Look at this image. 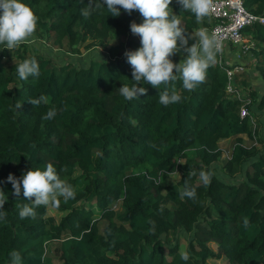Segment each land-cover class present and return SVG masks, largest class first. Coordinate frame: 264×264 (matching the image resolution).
I'll return each mask as SVG.
<instances>
[{
  "label": "trees",
  "instance_id": "trees-1",
  "mask_svg": "<svg viewBox=\"0 0 264 264\" xmlns=\"http://www.w3.org/2000/svg\"><path fill=\"white\" fill-rule=\"evenodd\" d=\"M23 2L37 16L36 27L54 32L56 43L66 40L72 51L90 39L87 47H104L106 57L85 66L55 64L0 45V189L8 197L0 209V264H11L13 250L20 253L21 264H43L52 241H58V259L67 264H206L209 257L221 255L230 264H264V90L249 93L248 107L262 115L261 147L236 143L224 169L242 177L225 180L211 171L220 156L218 141L240 134L252 137L259 125L249 116L240 117L239 100L226 92V68L231 65L219 63L218 53L195 90L183 89L179 80L160 89L145 84L146 94L129 101L117 88L133 83L124 51L140 46L126 44L130 22H142L138 11L129 15L121 9L113 17L103 7L85 18L81 9L88 0ZM243 3L264 15V0ZM169 7L186 35L195 36V28L210 25L206 17L197 21L181 10L176 0ZM243 33L256 42L253 53L264 56V25L254 23ZM110 37L117 44L108 45ZM184 55L170 59L176 63ZM32 58L39 64V77L20 80L16 65ZM260 74L264 81V59ZM173 86L181 101L160 104L158 92ZM41 96L47 102L33 106L28 101ZM50 109L56 116L43 119ZM47 163L75 191V198L65 202L61 197L59 206L52 205L66 213L58 224L47 216V206L36 208L35 218L21 219L18 205L31 202L22 191L14 197L6 179L9 173L19 177ZM202 170L210 173L207 185L200 181ZM174 171L180 173L176 185L162 184V176ZM186 180L196 190L194 200L179 195ZM91 201L99 210L97 218ZM182 232L190 235L187 261L181 259L177 241L172 242Z\"/></svg>",
  "mask_w": 264,
  "mask_h": 264
},
{
  "label": "clouds",
  "instance_id": "clouds-1",
  "mask_svg": "<svg viewBox=\"0 0 264 264\" xmlns=\"http://www.w3.org/2000/svg\"><path fill=\"white\" fill-rule=\"evenodd\" d=\"M181 10L194 14L197 21H202L211 10L212 0H176ZM172 0H88L87 6L81 9V15L87 18L93 10L106 7L108 15L117 17L123 9L129 15L138 11L142 17L141 23L130 22V32L140 39V46L135 50L126 49L124 56L131 66L133 83L131 86L122 83L117 88L119 94L126 100H133L140 95H145V84L160 89L161 85H169L177 80L182 82L183 89L193 91L206 79L207 69L215 63L216 54L220 51L215 34H210L201 28L195 33L186 35V30L181 26L177 14H174L169 5ZM37 16L29 5L23 0H0V45L11 52L21 44L30 43L34 38L37 25ZM189 39L194 43L189 45ZM179 41V43H178ZM186 53L183 58L174 63L170 57L177 53ZM100 55V54H99ZM101 57V56H100ZM102 58V57H101ZM16 72L20 80H27L30 76L38 78L40 67L35 58L24 59L16 65ZM181 95L175 87H167L158 92V102L164 106L179 103ZM33 106H38L42 101L41 96L28 100ZM21 103L16 104L19 109ZM56 110L50 109L43 117L45 120L53 119ZM195 175V172L191 173ZM200 181L207 185L210 183V173L200 171ZM7 182L12 185V194L19 198L21 191L24 198L31 204L18 205L19 217L35 218V209L40 206H59V198L66 202L75 198V191L62 180L51 163L43 169L30 168L16 177L12 173L7 176ZM181 198H196L195 188L189 187L187 180L180 191ZM8 197L0 189V209ZM0 212V218H3ZM11 264H21V255L18 251L9 253ZM181 259L189 260V253L183 251Z\"/></svg>",
  "mask_w": 264,
  "mask_h": 264
},
{
  "label": "rangeland",
  "instance_id": "rangeland-1",
  "mask_svg": "<svg viewBox=\"0 0 264 264\" xmlns=\"http://www.w3.org/2000/svg\"><path fill=\"white\" fill-rule=\"evenodd\" d=\"M200 29L201 28H195L194 35ZM55 37L56 36L54 35V32L45 33V32H43V30L36 27V30L34 33V38L32 39V41L30 43L21 44L18 47H16L15 49H17V48H19L21 50L24 49L26 51L27 55L34 54V53L42 55L46 58L51 59L52 62L55 64L71 62L77 66L88 65V63L91 60L99 59L104 54H106V51H105L104 47H102V46L87 47V44L90 43V39H87L84 42L78 43L77 46H75L71 51L70 48L68 47V45L66 44V40H62L61 44H58L55 42ZM243 37L246 38L245 40H247L248 42H251V41L254 42L253 39L248 37V35L245 36L244 33H243ZM107 44L108 45H115V44H117V40H115V38H113V37H110L108 39ZM251 49H256V46L254 45V47ZM251 49H249L248 51L250 52ZM75 50H77V51H75ZM248 51H246V52H248ZM20 52H22V51H18V53H20ZM246 52L241 51V53L244 55ZM16 55H17V52L14 53V56H16ZM218 57H219V54H218ZM220 57H221V61H225L223 53H221ZM17 59H18L17 57L16 58L14 57V59H12V60L15 61ZM241 76L243 77V81L246 82L247 76L244 75V73ZM243 87H245L244 84H243V86L242 85H240V87L238 86V88L240 89L241 92L242 91L246 92V90L243 89ZM247 91H249V93L253 92L252 87H250ZM250 114L252 116V120L254 122V125H255V121L259 125L256 133H254V135L252 137L247 135V134H240L237 137L233 136L230 138L220 139L218 141V146L220 149V156H219V160L217 161V164L212 166L211 171L216 173L217 176L220 178H223V179L228 180V181H232L235 179L238 180L242 177V175H239V176L237 175V177L236 176L232 177L231 175H228L226 173V170L224 169V164L226 161H228L230 159L232 149L236 143H239L245 147H252V146H255L256 148L261 147V143L258 141V133H259V130L262 129L261 120L259 118L260 116L262 117V115L257 114L255 110H253L252 112L250 111ZM238 137L241 138V142L237 140ZM247 164H249V163H247ZM77 173L78 172H76L75 174H77ZM179 178H180V173L178 171L169 172V173H166L162 176L161 183L164 185H174L175 186L177 181L179 180ZM90 208H92V210L94 211V216L95 217L98 216L99 210L97 209L94 201L90 202ZM113 208H118V204L113 205ZM65 214H66L65 212H60V211L56 210L51 204L47 206V216L50 217L56 224L60 223L61 218ZM189 236L190 235H188L187 233L182 232L181 235H178L176 238L172 239V242L177 241V243L179 245V252L180 253L187 250L188 241L190 238ZM58 245H59L58 241H52V242L48 243L43 264H67V263L61 262L58 259L57 250H56ZM209 247L211 249H213L214 251H217V245L216 244L210 243ZM206 264H230V263L228 262V259L225 255H221L220 257H217V258L209 257L206 260Z\"/></svg>",
  "mask_w": 264,
  "mask_h": 264
},
{
  "label": "built area",
  "instance_id": "built-area-1",
  "mask_svg": "<svg viewBox=\"0 0 264 264\" xmlns=\"http://www.w3.org/2000/svg\"><path fill=\"white\" fill-rule=\"evenodd\" d=\"M206 18L210 23L206 30L210 34H215L218 40L220 47V51L217 52L219 54V63H222L220 55L223 53L226 43L237 44L242 52H246L253 48L255 43L244 39L243 30L254 23L264 25V15H257L249 11L245 7L243 0H212L211 10ZM235 69L232 66L226 68L228 76L226 92L231 98L239 100L240 117L249 116L254 124L248 108L252 99L247 89H245L246 94L245 91L241 92L235 84Z\"/></svg>",
  "mask_w": 264,
  "mask_h": 264
},
{
  "label": "crops",
  "instance_id": "crops-1",
  "mask_svg": "<svg viewBox=\"0 0 264 264\" xmlns=\"http://www.w3.org/2000/svg\"><path fill=\"white\" fill-rule=\"evenodd\" d=\"M254 43L256 46L255 41ZM253 50L254 49H251L250 52L248 51L244 55L241 53L239 45L232 44V43H226L224 45L223 55H224L225 62L228 65L232 64L231 66L233 68H236L234 82L237 85V87L238 86L240 87V85L243 86L244 84L245 87H243V89L248 90L250 87H252V90L256 94H261L264 90L263 89L264 81L260 74V66L263 64L264 56L255 55L253 53ZM255 50L258 51V46L256 47ZM243 73L244 75L247 76L246 82L243 81V77L241 76Z\"/></svg>",
  "mask_w": 264,
  "mask_h": 264
},
{
  "label": "water",
  "instance_id": "water-1",
  "mask_svg": "<svg viewBox=\"0 0 264 264\" xmlns=\"http://www.w3.org/2000/svg\"><path fill=\"white\" fill-rule=\"evenodd\" d=\"M131 41H134V42L140 44V39H139V37H138V36H134V35H132V34L127 38V42H126V44L128 45ZM103 57H106V55H104Z\"/></svg>",
  "mask_w": 264,
  "mask_h": 264
}]
</instances>
